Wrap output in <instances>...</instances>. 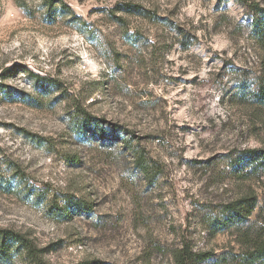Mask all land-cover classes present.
I'll list each match as a JSON object with an SVG mask.
<instances>
[{
  "label": "rangeland",
  "instance_id": "1",
  "mask_svg": "<svg viewBox=\"0 0 264 264\" xmlns=\"http://www.w3.org/2000/svg\"><path fill=\"white\" fill-rule=\"evenodd\" d=\"M264 0H0V230L39 264H232L264 230V105L236 95L264 77L252 21ZM80 110V111H79ZM125 127L128 150L82 140L79 112ZM254 195L243 223L223 207ZM87 202L86 213L65 201ZM11 249L0 264H38Z\"/></svg>",
  "mask_w": 264,
  "mask_h": 264
},
{
  "label": "trees",
  "instance_id": "2",
  "mask_svg": "<svg viewBox=\"0 0 264 264\" xmlns=\"http://www.w3.org/2000/svg\"><path fill=\"white\" fill-rule=\"evenodd\" d=\"M251 33L255 41L264 47V8L257 12V17L252 21ZM240 95L250 99L252 102L264 105V77L259 79L255 85L242 86ZM80 111V110H79ZM76 118L75 133L82 140L95 141L103 146H118L128 150L132 156V164L140 175L147 181L154 179L156 170L147 156L133 145L130 132L118 123L92 116L81 111ZM231 168L241 175L257 172L264 167V150L248 149L243 150L231 161ZM67 209L71 212L86 213L89 211L87 202L69 201ZM256 207V197L248 195L227 204L219 218L213 222L216 230L224 229L243 223ZM87 210V211H86ZM19 251L26 259L39 264L35 249L25 238L14 234L8 230H0V254L8 256L11 249ZM211 256V253H193L185 248L179 249L174 256L175 264H198ZM232 264H264V230L257 229L256 235L249 240L245 250L234 255Z\"/></svg>",
  "mask_w": 264,
  "mask_h": 264
}]
</instances>
